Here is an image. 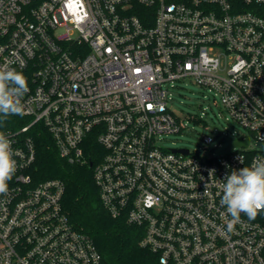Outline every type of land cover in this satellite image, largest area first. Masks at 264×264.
Returning a JSON list of instances; mask_svg holds the SVG:
<instances>
[{
  "label": "built area",
  "instance_id": "2783aa9c",
  "mask_svg": "<svg viewBox=\"0 0 264 264\" xmlns=\"http://www.w3.org/2000/svg\"><path fill=\"white\" fill-rule=\"evenodd\" d=\"M5 63L30 90L29 123L3 132L17 170L0 196V264H103L64 210L65 184L33 172L38 126L70 164L94 166L98 143L104 207L160 264H264V210L229 231L220 204L225 176L264 157V0H0ZM183 83L246 131L221 154L206 153L211 135L204 153L162 145L184 129L169 107Z\"/></svg>",
  "mask_w": 264,
  "mask_h": 264
},
{
  "label": "trees",
  "instance_id": "16d2710c",
  "mask_svg": "<svg viewBox=\"0 0 264 264\" xmlns=\"http://www.w3.org/2000/svg\"><path fill=\"white\" fill-rule=\"evenodd\" d=\"M29 123L21 115L10 116L0 131L16 130ZM37 159L33 172L38 180L57 179L65 184L63 207L78 229L87 233L103 256V264H160L156 255L141 247L142 229L113 218L104 207L94 180V166L102 149L89 140L94 166L70 164L59 156L49 132L38 126L32 132Z\"/></svg>",
  "mask_w": 264,
  "mask_h": 264
},
{
  "label": "clouds",
  "instance_id": "9594fccd",
  "mask_svg": "<svg viewBox=\"0 0 264 264\" xmlns=\"http://www.w3.org/2000/svg\"><path fill=\"white\" fill-rule=\"evenodd\" d=\"M25 75L10 63L0 65V125L10 116L23 114L22 98L29 92ZM12 140L0 132V196L9 192V181L17 170ZM220 204L230 216L231 231L241 215L254 220L264 210V157H257L250 166L232 170L221 184Z\"/></svg>",
  "mask_w": 264,
  "mask_h": 264
},
{
  "label": "rangeland",
  "instance_id": "374dc122",
  "mask_svg": "<svg viewBox=\"0 0 264 264\" xmlns=\"http://www.w3.org/2000/svg\"><path fill=\"white\" fill-rule=\"evenodd\" d=\"M172 93L173 100L169 107L182 120L184 129L179 134L165 137L162 142L164 147L204 153L203 136L211 135L214 142L206 153L213 151L221 154L229 147L231 140L246 132L237 122L228 118L220 105L214 104L210 94L206 92L203 94L197 85L179 84ZM199 118L202 120H198ZM213 127H217L223 133L214 131Z\"/></svg>",
  "mask_w": 264,
  "mask_h": 264
}]
</instances>
